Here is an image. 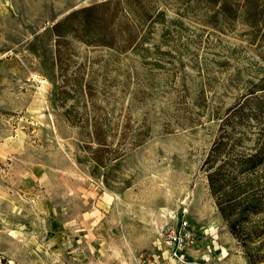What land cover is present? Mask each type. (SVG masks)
Wrapping results in <instances>:
<instances>
[{"label": "rangeland", "instance_id": "rangeland-1", "mask_svg": "<svg viewBox=\"0 0 264 264\" xmlns=\"http://www.w3.org/2000/svg\"><path fill=\"white\" fill-rule=\"evenodd\" d=\"M101 2L0 0V264H136L174 216L197 236L185 264H264L263 32L209 24L200 0H141L150 17L122 14L128 51L78 27L56 42L53 24ZM93 125L123 156L113 188L92 176ZM258 149L263 211L234 234L203 163Z\"/></svg>", "mask_w": 264, "mask_h": 264}, {"label": "trees", "instance_id": "trees-1", "mask_svg": "<svg viewBox=\"0 0 264 264\" xmlns=\"http://www.w3.org/2000/svg\"><path fill=\"white\" fill-rule=\"evenodd\" d=\"M200 1L211 10L207 18L209 24L214 25L218 18L234 20L264 34V0ZM134 4L133 0H104L98 4H90L69 12L50 29L57 43L62 36L74 32V28L78 27L79 37L85 44L125 52L134 47L136 36L134 29L122 20V14L128 11L142 17L151 15L141 0H136ZM158 15L161 17V13ZM101 134L102 131L93 125L91 137L97 146L91 151L92 176L99 177L108 188H113L108 183L106 175L114 170V166L123 156L114 152L110 154L112 152L109 143L102 139ZM262 156V151L258 149L254 153L236 157L232 163L228 162V159H222L216 165L214 164L216 157L211 152L203 163L207 171L210 192L216 197L218 211L234 234L237 231V222L242 224L250 214L263 211L261 200L257 196L261 184L255 175V168L263 164ZM101 170H104L102 174ZM126 187L129 185L126 184L122 189ZM233 216L235 219H232Z\"/></svg>", "mask_w": 264, "mask_h": 264}, {"label": "built area", "instance_id": "built-area-1", "mask_svg": "<svg viewBox=\"0 0 264 264\" xmlns=\"http://www.w3.org/2000/svg\"><path fill=\"white\" fill-rule=\"evenodd\" d=\"M172 219L151 249L136 253V264H185L184 252L195 244V228L186 219Z\"/></svg>", "mask_w": 264, "mask_h": 264}, {"label": "crops", "instance_id": "crops-1", "mask_svg": "<svg viewBox=\"0 0 264 264\" xmlns=\"http://www.w3.org/2000/svg\"><path fill=\"white\" fill-rule=\"evenodd\" d=\"M197 237V236H196ZM197 239V238H196ZM185 253V252H184Z\"/></svg>", "mask_w": 264, "mask_h": 264}]
</instances>
